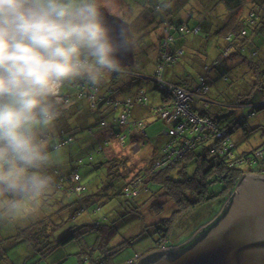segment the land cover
I'll use <instances>...</instances> for the list:
<instances>
[{"label":"trees","instance_id":"obj_1","mask_svg":"<svg viewBox=\"0 0 264 264\" xmlns=\"http://www.w3.org/2000/svg\"><path fill=\"white\" fill-rule=\"evenodd\" d=\"M121 3L135 23L142 17L151 20L152 25H148L151 29L141 31L144 35L134 41V49L135 59L146 53L153 60L154 72L142 75L126 67L119 74L109 75L97 88L81 83L69 85L74 93L63 90V98L69 103L60 109L53 140L61 144L60 149L71 146V150L66 159L54 158L49 172L55 176L56 186L26 212L24 217L29 222L0 221V232H14L7 236L0 233V260L4 264L14 262L8 254L9 247L3 243L26 241L27 249L38 254L39 260L78 241L91 230H98L95 239L102 237L104 244L110 243L113 231L101 230L107 220V212L98 215L101 208L108 205V210L136 215L138 205L163 196L172 202L173 209L164 216L165 202H154L152 207L158 219L152 223L149 245L135 250L118 264H126L137 255H141L138 264L153 261L165 250L162 247L173 250L176 256L204 237L225 216L232 203L231 194L245 173H264V140L248 149L239 148L257 127L254 117L264 108V0H195L190 6L167 0L166 8L160 7L161 0H121ZM139 25L143 26L142 22ZM169 85L192 93L189 111L202 120L191 123L179 115L177 124L188 125L176 136L168 132L173 125H167L161 117L163 110L174 105ZM95 89L102 100L97 96L93 103L86 94ZM149 90L153 91L151 95ZM153 93H157L158 100L152 99ZM113 101L119 102L118 106ZM136 105L150 108L149 123L134 117ZM126 110L130 120L145 123L146 134L141 137L128 134L127 142L121 144L118 137L127 131L118 122ZM103 121L107 127L102 125ZM154 122H161L157 126L161 130L152 133ZM78 130L83 131L79 136ZM136 141L143 148L149 145L153 151L135 155L136 162H146L139 168L131 166L129 171L133 173L127 178L121 172L136 162L132 160L133 153L122 154ZM116 146L123 151L115 149ZM181 147L186 148L183 156H176L172 164L154 168L164 156ZM83 165L88 166L87 172L98 171L87 183L83 181ZM76 172L80 176L77 182L71 179ZM140 179H145L144 184ZM135 181L138 186L134 187ZM78 185L83 192L76 191ZM130 190L136 195L130 194ZM216 198L221 203L217 214L198 225L190 240L167 246L172 228L181 218L184 220L190 211L200 215ZM85 212L91 216V222H77ZM142 233L109 248H102L100 243L101 248L94 245L91 251L96 256L88 260L89 264H111V255L147 234Z\"/></svg>","mask_w":264,"mask_h":264},{"label":"clouds","instance_id":"obj_2","mask_svg":"<svg viewBox=\"0 0 264 264\" xmlns=\"http://www.w3.org/2000/svg\"><path fill=\"white\" fill-rule=\"evenodd\" d=\"M111 4L0 0V221L21 218L56 186L49 169L65 87L97 88L122 71L134 41L127 25L116 33L109 23Z\"/></svg>","mask_w":264,"mask_h":264},{"label":"rangeland","instance_id":"obj_3","mask_svg":"<svg viewBox=\"0 0 264 264\" xmlns=\"http://www.w3.org/2000/svg\"><path fill=\"white\" fill-rule=\"evenodd\" d=\"M195 0H178V5H193ZM128 3V2H127ZM127 7L123 6L121 3V0H112V4L110 9L108 10L111 14L116 15L117 17L121 18L122 20L127 21L130 26H133V32L131 34V38L133 41H137L139 37H142L141 31H144L143 29H151L148 25H152L151 20H146L144 17H142L138 23H135L133 20H130V16L128 15L129 12L126 13ZM182 9H187V7H182ZM142 22V25H139V23ZM135 27V28H134ZM137 27V28H136ZM135 53V51H134ZM154 54V53H152ZM146 58L144 62H141L140 59ZM153 60L150 59V57L145 53L143 55H140L135 59V62L128 66L131 71H134L136 73H140L142 75H151L154 72V64L152 63ZM68 87V86H67ZM65 87V90L68 88ZM153 91L149 90V94L151 95ZM152 99L158 100L157 93H153ZM254 121L257 124L256 128L250 132L247 139H243L242 143H240V150L251 148L252 146H255L257 144H261L264 140V108L262 110L258 111V114L254 117ZM161 122L153 123L151 132H157L155 130L160 131L161 127L158 129L157 126H159ZM153 141V140H152ZM152 146V145H151ZM71 146H66L60 149L59 154H56L54 158H59L61 160L67 158L68 151L71 150ZM115 149L122 152L121 146H116ZM243 152V151H242ZM133 153L134 155L130 154ZM149 154V145L144 150L141 149L140 146H131L130 148L127 147L126 150L122 155H132V160L135 163L138 159H136L135 155H141V154ZM121 154V153H120ZM148 155L147 157H149ZM146 162V161H145ZM143 160H140L136 162V164H131L129 166V169L126 168L124 171H122V175L127 178H129L133 171H129L131 169V166L134 167V165L139 166L144 164ZM247 166H245L246 168ZM88 166L83 165L82 166V172H83V181L87 183L88 181H91L90 179L95 174V172H87ZM89 169V168H88ZM248 173V172H247ZM260 175V174H257ZM135 183V182H134ZM140 185V184H139ZM138 186V185H137ZM145 197L147 195L145 194ZM142 202V201H141ZM140 202V203H141ZM164 203L165 202V211L164 216H168L167 214L171 209H173V204L166 196L163 197H156L153 200H148L144 202V204L138 205L139 213L136 215H132L131 213H119L117 210H108L110 207L107 205L101 208L99 210L98 215H103L104 212H107V220L103 224L104 226H101V230H109L113 231L111 242H107L104 244V238L100 237L99 239H95L96 233H98V230H91L86 233H83V236L79 238L78 241L72 242L66 246H61L57 249H55L48 257L43 258L42 260L38 259V254H32L31 250L29 251L27 248L26 241L22 242H9L7 244H2L3 246L9 247L8 254L13 258L14 264H35L39 261L38 264H89L88 260H91L92 257L94 258L96 256V253H92L91 249L94 245L96 247L101 248L98 246V243L102 246V248H109L112 247L121 241L123 239L128 237H134L139 235L140 233H147L145 236L143 235L140 239L136 240V242L132 244H128L125 248L122 250L114 253L110 257V263L111 264H118L120 261H122L125 257H127L129 254L134 252L137 249H144L149 245V242L151 241V238L153 236L154 228L152 226V223L158 219L157 214H155V211L152 207L153 203ZM155 204V203H154ZM220 199L216 198L215 201L210 203L209 207L206 208V211H203L200 215H198V212L196 211H190L188 212L184 217L179 220V224L176 225V227L172 228L171 231V237L168 240L167 246L169 245H177L187 241L190 236V234L193 232V230L198 226L201 225L204 221L207 219H210L213 215L217 214L220 209ZM22 216L21 220L18 218L15 224L21 223L22 221L28 223L29 220ZM13 222V221H12ZM77 222L82 223H89L91 222V216L88 213H84L81 216H79V219L77 218ZM10 231V230H9ZM4 230L3 232H0L3 236H7L8 234L14 233L12 231ZM106 231V232H107ZM142 233V234H143ZM1 236V235H0ZM1 238V237H0ZM3 238V237H2ZM14 243V244H13ZM12 244V245H8ZM103 251H106L104 249ZM101 252V251H100ZM107 253V251H106ZM0 264H4V260H0Z\"/></svg>","mask_w":264,"mask_h":264},{"label":"water","instance_id":"obj_4","mask_svg":"<svg viewBox=\"0 0 264 264\" xmlns=\"http://www.w3.org/2000/svg\"><path fill=\"white\" fill-rule=\"evenodd\" d=\"M106 15L116 33L122 25L130 29L127 21L109 11ZM120 59L122 68L131 66L134 46ZM232 196L225 216L191 247L176 256L165 249L140 264H264V176L246 173Z\"/></svg>","mask_w":264,"mask_h":264},{"label":"built area","instance_id":"obj_5","mask_svg":"<svg viewBox=\"0 0 264 264\" xmlns=\"http://www.w3.org/2000/svg\"><path fill=\"white\" fill-rule=\"evenodd\" d=\"M168 90H171L173 93V100H174V105L172 106V109H165L162 111L161 113V117L164 118L165 122L167 123V125H173L171 126V128L169 129V133L172 134L173 136L176 135H180L186 128V125H188L187 123H181V124H177V122L175 121L179 115H183L184 117L188 118V121L193 123H201V119L198 118L196 115H193L190 111H189V104L192 101V93L189 91H186L185 89L182 88H176L173 85H169L168 86ZM205 90L207 89V87L204 88ZM96 92L98 95H96ZM88 100L90 102L95 103L97 96L99 98V100H102V97L99 94L98 89H95L94 92H89V94H86ZM140 102L143 101L142 98L139 99ZM64 101H66V103H69L67 99L64 98ZM112 102V99L109 101ZM115 105L118 106L119 102L113 101ZM127 113H125L124 115H122V117L119 120V125L120 127H122L123 129H125L127 132H125L123 135H121L120 137H118V140L121 144H125L127 142V136L128 134L131 135H137V137H141L144 134H146L145 131V123L142 120H134V122L132 120L129 119V111L126 110ZM209 126H212V124H210L208 122ZM102 125L107 127V123L105 121L102 122ZM203 127V126H202ZM114 133L113 131L110 130L109 135L112 136ZM119 136V135H118ZM111 141V140H110ZM139 141L134 142V144L132 146L137 145ZM61 145V144H59ZM186 148L181 147L180 149H178L177 151H172L169 153L168 156H164L162 160H164L163 162L172 164L173 161H175V157L176 156H183V154L185 153ZM174 156V157H173ZM159 162V161H158ZM158 162L155 164V166L158 165ZM73 181L77 182L80 179L79 174L76 172L73 174L72 178ZM136 184L134 185V187L136 185H138V181H135ZM82 187L81 186H76V191H81ZM131 192H133V194L135 195L136 192L130 190V194ZM162 249H166L165 247H162ZM141 255H137L134 259H130L126 264H137L138 261L141 259L140 258Z\"/></svg>","mask_w":264,"mask_h":264},{"label":"crops","instance_id":"obj_6","mask_svg":"<svg viewBox=\"0 0 264 264\" xmlns=\"http://www.w3.org/2000/svg\"><path fill=\"white\" fill-rule=\"evenodd\" d=\"M135 28V27H134ZM130 31H131V34H132V32H133V27L132 26H130ZM147 38V37H146ZM142 43V42H141ZM134 51H135V49H134ZM140 52V51H139ZM135 54V53H134ZM68 89L67 90H65L66 92H68V93H74L75 91L74 90H72L71 89V87H67ZM72 107H74V106H72ZM133 111H134V117H137V118H143V119H145L148 123L152 120V112H151V110H150V108H146V107H144V106H135L134 108H133ZM153 130V129H152ZM154 131V130H153ZM83 131H80V130H78L77 131V135L79 136L81 133H82ZM155 140V139H154ZM158 140V138H156V141ZM161 142V141H160ZM158 143H159V141H158ZM161 144V143H160ZM161 147V146H160ZM144 150L146 149V148H143ZM149 151H153V149H149ZM93 172V171H92ZM94 172H95V174L93 175V176H96V174H97V172L98 171H95L94 170ZM92 176V177H93Z\"/></svg>","mask_w":264,"mask_h":264},{"label":"bare ground","instance_id":"obj_7","mask_svg":"<svg viewBox=\"0 0 264 264\" xmlns=\"http://www.w3.org/2000/svg\"><path fill=\"white\" fill-rule=\"evenodd\" d=\"M143 104L145 105V103H143ZM138 146H140V148H141L142 145L138 144ZM141 149H143V146H142ZM163 161H164V160H160V161L158 162V165L155 166L154 168H155V169H158V168H160V167L167 166L168 163H165V162H163ZM248 173H251V174H260V175L264 176V173H254V172H248ZM245 174H246V173H245ZM140 181L142 182V184H144L145 179H140ZM235 191H236V188H235L234 192H235ZM81 192H83V190H82ZM234 192H233L231 195H233ZM135 195H136V194H135ZM231 195H230V196L228 197V199L225 201V205L228 203V201H229L230 198L232 197ZM225 205H224V207H225ZM224 207H223V208H224ZM206 225H207V224H206ZM206 225H205V226H206ZM205 226H204V227H205Z\"/></svg>","mask_w":264,"mask_h":264},{"label":"flooded vegetation","instance_id":"obj_8","mask_svg":"<svg viewBox=\"0 0 264 264\" xmlns=\"http://www.w3.org/2000/svg\"><path fill=\"white\" fill-rule=\"evenodd\" d=\"M191 238H192V237H191ZM191 238H190V239H191ZM190 239H189V240H190Z\"/></svg>","mask_w":264,"mask_h":264}]
</instances>
